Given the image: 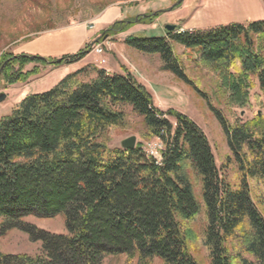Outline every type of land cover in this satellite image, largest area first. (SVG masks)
Here are the masks:
<instances>
[{
  "label": "trees",
  "instance_id": "1",
  "mask_svg": "<svg viewBox=\"0 0 264 264\" xmlns=\"http://www.w3.org/2000/svg\"><path fill=\"white\" fill-rule=\"evenodd\" d=\"M152 15L117 21L102 35L123 32L140 18L150 22ZM177 29L125 43L158 54L162 69L185 82L172 43L194 51L196 65L216 77L231 107L245 106L255 85L264 99V19ZM86 52L58 59L8 53L0 80L26 82L39 72L26 64H70ZM87 70L93 77L81 79ZM210 108L229 151L221 169L201 128L177 110L157 109L129 72L87 65L25 95L0 116V237L18 229L41 247L34 255L0 252V264H102L108 255L124 256V264H201L191 254L196 241L209 264H264V217L251 197L253 188L264 198V116L230 124ZM126 109L140 119L142 141H160L159 160L142 141L133 148L109 145L112 132L127 127ZM229 163L239 174L235 183L226 178ZM58 214L65 233L24 220Z\"/></svg>",
  "mask_w": 264,
  "mask_h": 264
},
{
  "label": "rangeland",
  "instance_id": "2",
  "mask_svg": "<svg viewBox=\"0 0 264 264\" xmlns=\"http://www.w3.org/2000/svg\"><path fill=\"white\" fill-rule=\"evenodd\" d=\"M152 13L155 15H152L150 22L140 18L123 32L102 35L103 31L117 21ZM259 19H264V0H0V62L6 54H13V49L32 41L40 34H44L47 41L55 42L51 50L62 52L61 57L85 49L86 54L76 62L58 66L40 65L42 73L23 87L25 95L29 89L34 91L46 86L54 75L39 77L60 66L80 69L93 65L104 69L108 74L129 72L150 92L157 109L163 112L168 109L177 110L201 128L211 147L215 164L221 169L229 151L225 135L210 107L219 109L230 124L235 121L248 122L256 114L264 116V99L257 86L250 90L249 101L245 106L231 107L221 94L216 77L204 66L196 65L194 51L172 43L173 52L181 62V69L188 79L185 82L162 69L158 54L139 52L126 45L125 39L166 37L167 24L187 31H204L217 25ZM100 40L105 44L101 55L105 62L102 64H99L101 57L90 51L91 43ZM43 57L51 58L46 55ZM92 77L93 74L87 70L81 79L88 80ZM6 88L0 80V93L5 94V98L0 101V116L8 114L23 98L18 99L23 91L15 90L11 94ZM127 119V127L112 132L110 146H120L121 141L129 136H134L136 142L142 141L140 131L143 126L140 119L129 112ZM168 119L174 125V118ZM159 142L156 138L143 140V149L146 153L150 150L158 152ZM225 173L230 183H235L239 177L233 163H229ZM249 186L252 188L250 181ZM251 197L264 217V198L253 188ZM24 220L49 232H66L62 214L49 218L28 216ZM198 223L194 222L193 226ZM40 247L39 241L30 240L27 233L18 229L8 230L0 237L2 253L34 255L40 251ZM191 254L199 263L209 264L204 249L197 241L191 247ZM244 256L250 259L249 255ZM124 262L122 255H108L102 260V264ZM233 264L240 263L235 260Z\"/></svg>",
  "mask_w": 264,
  "mask_h": 264
},
{
  "label": "crops",
  "instance_id": "3",
  "mask_svg": "<svg viewBox=\"0 0 264 264\" xmlns=\"http://www.w3.org/2000/svg\"><path fill=\"white\" fill-rule=\"evenodd\" d=\"M46 36L44 34H40L37 37H35L32 41L24 43V45H20L18 46L16 49H13L12 53L14 55H19V54H32V55H40V56H50L51 58H56L58 59L59 57H61L62 52H56L54 49V51L51 50V46L55 45V42H50L47 41V39H45ZM38 66L39 67V72L37 74H34L33 76H31L26 82H22V83H14L11 85H8L6 90L9 93H14L15 90H19V91H23V93L21 94V96L18 99H21L22 97H24V95L26 94L23 90V87L25 85H29L27 84V82L29 80H32V78H35L36 76H39L42 72L41 69L42 67L38 64L35 63H29L27 66H25V70H29L30 68H32L33 66ZM77 68H66V66L63 67H58L55 69H50L48 71V73H46L45 75H42L39 78H42L46 75H54V78L50 80V82L46 85V86H42L41 89H37L34 91H30V89L28 90L29 92H27L28 94L30 93H38V92H42L47 90L48 88H50L52 85H54L60 78H62L65 74L76 70ZM24 84V85H22Z\"/></svg>",
  "mask_w": 264,
  "mask_h": 264
},
{
  "label": "built area",
  "instance_id": "4",
  "mask_svg": "<svg viewBox=\"0 0 264 264\" xmlns=\"http://www.w3.org/2000/svg\"><path fill=\"white\" fill-rule=\"evenodd\" d=\"M184 31L183 29H178L177 32H182ZM104 48H105V44L103 42V40L100 41H94L91 43L90 45V51L99 55L101 58L99 60V64L104 63V59L102 58V54L104 52ZM160 143V142H159ZM161 148V143L160 145H158ZM149 155L153 156L155 159L159 160L160 156H159V152H157L156 150H150V152L148 153Z\"/></svg>",
  "mask_w": 264,
  "mask_h": 264
},
{
  "label": "water",
  "instance_id": "5",
  "mask_svg": "<svg viewBox=\"0 0 264 264\" xmlns=\"http://www.w3.org/2000/svg\"><path fill=\"white\" fill-rule=\"evenodd\" d=\"M166 31H173L175 29V25L167 24L165 25ZM3 66L0 67V71L2 70ZM5 98L4 93H0V101H2ZM135 137L129 136L121 141V146L123 148H133L135 146Z\"/></svg>",
  "mask_w": 264,
  "mask_h": 264
}]
</instances>
